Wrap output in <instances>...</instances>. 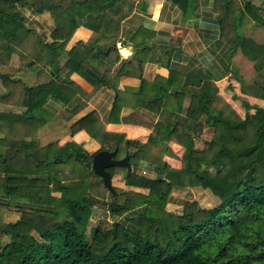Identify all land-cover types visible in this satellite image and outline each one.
Listing matches in <instances>:
<instances>
[{"label":"trees","instance_id":"1","mask_svg":"<svg viewBox=\"0 0 264 264\" xmlns=\"http://www.w3.org/2000/svg\"><path fill=\"white\" fill-rule=\"evenodd\" d=\"M174 1H180L183 9L188 6V0ZM240 1L243 6L238 0H217L216 9L221 21L228 17L230 34L237 21L238 32L248 17L254 21L242 35L240 47L236 45L232 68L238 78L256 86L231 76L223 85H229L234 97L244 99L264 125V9L251 0ZM16 2L33 6L37 13L49 11L53 15L56 28L48 65L55 73L49 71L36 86L14 79L10 85V76L0 74L1 80H7L8 90L0 100L26 107L21 114H0V174L4 175L6 197L0 206L18 216L7 222L0 212V241L4 243L0 264H264V128H257L255 137L240 146L249 140V129L255 123L245 104H240L245 111L243 117L236 112L233 117H222V112L213 107L215 100L207 88L191 91L178 86L173 93L166 89L158 107L175 114V121L172 125L159 121L147 143L108 132L96 111L59 126L72 135L84 130L101 145L98 151L118 147V155L130 154L134 169L147 162L157 173L156 178H149L132 172L126 184L148 192L116 188L113 198L93 170L96 152L86 151L81 144L68 149L57 148L54 141L43 145L41 130L44 128L45 135L61 122L45 110L48 99L68 103L72 98L73 89L68 84L73 82L62 78L63 70L72 68L96 82L95 76L82 68L83 61L72 64L68 59L61 64L63 56L72 58L75 52L66 47L77 27L88 25L90 16L104 12L123 18L130 8L125 9L123 0H0V51L12 53L17 45L23 51L32 49L28 53L32 57L43 41L26 26ZM33 65L35 71H42ZM186 97L190 99L187 106ZM181 113L191 121L189 127L180 122ZM111 119L122 120L116 102ZM221 124L228 142L239 143L238 148L222 144L215 150L214 142L220 141L219 137L216 141L204 140V146L197 147V140H203L196 134L198 128L210 127L216 132ZM171 140L185 149L180 169L164 163ZM131 147L135 148L133 152L129 151ZM60 169L65 170L62 176L57 173ZM116 169L111 167L109 171L114 175ZM189 178L196 188L209 190L218 204L205 207L198 200H186L180 211H168L170 189L184 187ZM28 187L34 190L28 191ZM106 207L109 215L120 220L107 230L96 228L89 235L90 215ZM43 217L55 220L37 226Z\"/></svg>","mask_w":264,"mask_h":264},{"label":"crops","instance_id":"2","mask_svg":"<svg viewBox=\"0 0 264 264\" xmlns=\"http://www.w3.org/2000/svg\"><path fill=\"white\" fill-rule=\"evenodd\" d=\"M123 1L125 9L130 8L126 16L119 18L108 12L90 16L88 25L77 27L68 41L66 50L74 48L75 52L72 58L63 56L61 64L68 59L72 64L83 61L82 68L87 70L90 76H95L96 82H91L72 68L62 71V78H70L73 82L68 84L73 89L72 98L68 103L54 97H50L46 102L45 110L55 114V118L61 122L57 123L53 130H47L45 135L42 131L44 128L41 130L43 145L54 141L57 148L68 149L81 144L86 151L97 152L101 145L86 131L81 130L72 135L59 128L65 123L70 125L93 111L98 113L108 132L122 133L126 139L147 143L159 121H164L167 125L174 123L175 114L159 109L158 104H161L159 97L163 96L166 89L173 93L178 86L191 91L203 87L212 91L215 100L213 107L222 112V117L231 116L233 110L240 116L245 115L240 105L244 99H235L228 90L229 85H223L221 82L231 76L232 79L254 85L238 78L232 68L236 45L240 47L239 36L254 24L250 17L239 32L237 21L230 34L226 19L220 22L221 17L216 9L217 0H188L186 9H183L180 1L174 0ZM15 5L25 17L26 26L35 30L43 45L33 57L28 55L32 49L23 51L17 45L12 53L0 51V74L9 75L8 81L20 80L28 86H36L39 80L46 77L45 75L49 76L51 71L48 62L52 53L50 43L53 42L56 21L49 11L37 13L31 5L23 6L20 2ZM31 64L42 71L38 73ZM54 73L51 71L52 75ZM102 79V86L96 88ZM6 81L0 79V95L8 91ZM13 82L12 80L9 84ZM209 82L218 84L208 87L206 84ZM115 102L120 106V122L111 119ZM189 102L190 99L186 97L184 105L187 106ZM24 110V106L3 103L0 100V114L13 116L21 114ZM249 111L252 112L251 109ZM178 118L186 127L191 125L184 113ZM201 129H197L198 135L206 130ZM169 147L164 163L180 169L185 149L172 140L169 141ZM141 165L140 170L150 172L153 178L156 177L157 173L149 169L147 162ZM3 177L4 175L0 174V202H6ZM27 189L34 190V187ZM130 189L148 192L145 188ZM182 191L184 187L174 186L170 189L171 198L168 204L177 208L174 212L180 211L182 204L188 200ZM194 193L195 200L201 204L203 199H211L215 205L219 202L209 190L194 188ZM0 212L4 213L7 222L18 218L15 212L8 208L0 206ZM12 212L13 214H8L7 219L6 213ZM3 246L4 243L0 241V248Z\"/></svg>","mask_w":264,"mask_h":264},{"label":"rangeland","instance_id":"3","mask_svg":"<svg viewBox=\"0 0 264 264\" xmlns=\"http://www.w3.org/2000/svg\"><path fill=\"white\" fill-rule=\"evenodd\" d=\"M238 1L241 4V6H243L242 5V1H240V0H238ZM251 1L253 3L259 5L260 7H262L264 9V0H251ZM225 19H226L225 22L227 23V21L229 20L228 17H226ZM220 22H221V20H220ZM222 23H223V26H224V22H222ZM249 29H247L244 32V34ZM221 84H223V82H221ZM241 86H242V84H241ZM209 92L211 94H214V93H212V91H209ZM242 103L245 104L246 108H248V111H249L250 108H249L248 104H246L244 101H242ZM234 112L235 111L233 110V113H232V115L230 117H233ZM238 116L239 117H243V115L242 116L238 115ZM250 116H252V118L255 120L254 128H250L249 129V133H248V139L249 140H247L244 144H240L241 147L245 146V144L249 143L248 141H250V139H253L255 137V135H256V131L255 130L257 128H259V127H263L264 128L263 119H261V117L255 116V114H253L252 112L250 113ZM260 119H261V121H260ZM203 129H201V131ZM217 129H218L217 130L218 132L217 131L215 132L214 131L215 129L214 128H210V127H209L208 130H205V131L203 130L204 133L200 131L201 133H203V134H201L202 136H200L201 138H203V140H201V139L197 140V147L202 148L204 146L203 142L212 141L213 139H215V137L216 138L219 137L220 141L219 140L216 141V139H215L216 142H214V143H216V144H214V149L215 150H217L219 148V146L222 145V144H226V145L231 146L233 148L234 147L238 148V144L239 143H230V142H228V139H227V136H226L227 133L224 131V127H223L222 124ZM224 133H226V134H224ZM196 134H198V132H196ZM131 148H130L129 151L133 152L135 149L134 148L131 149ZM119 155H120V158L123 157V156H121L122 154L119 153ZM119 155H117V156H119ZM70 164H72V163H70ZM205 166L208 167L209 165H205ZM61 167H63V166H61ZM58 168H60V166H58ZM132 172H135L136 175H144L146 177L153 178L151 176L150 172L147 173L144 170H140L139 168H135V169L133 168ZM57 173H60V176H62V174L65 173V170H61L60 169V170L57 171ZM126 174H127V172H126L125 168H117L114 171V176L113 177L115 178V181L113 182V184H114L115 188L124 189V190L131 188L130 186H128L126 184V181H125L126 178H127ZM156 177H157V175H156ZM186 181H189V182H187L186 185L184 186V191H182V194L185 195L188 198V200L193 201L196 198L195 197V193H194V188H196V187H195L193 181L190 178H189V180H186ZM54 194L56 196H59L60 192L59 191H55ZM107 199H108V196H107ZM95 205H96L97 208L100 207V204H95ZM201 205H203L205 207H212V206L215 205V202L213 200H211V199H206V200L203 199V204H201ZM106 209H107V207L105 209L104 208H100L99 211H96V213L90 215L88 229H87V233L89 235L92 234L93 230L96 229V228H100L101 230H107L109 227H112L114 224H116V222H118L120 220L117 217H113V216L109 215V213H108V211ZM167 210L168 211H173V210H177V208L175 206H170L168 204L167 205ZM6 214H7L6 218L8 219V214L11 215V214H13V212L12 213H6ZM54 220H55V218H45V217H43V218L40 219V221L38 222L37 226L41 227V226L46 225V224H48V223H50V222H52Z\"/></svg>","mask_w":264,"mask_h":264},{"label":"water","instance_id":"4","mask_svg":"<svg viewBox=\"0 0 264 264\" xmlns=\"http://www.w3.org/2000/svg\"><path fill=\"white\" fill-rule=\"evenodd\" d=\"M243 11V9H242ZM241 16V15H240ZM239 36V35H238ZM239 39H242V36H239ZM229 90V89H228ZM233 95V93L231 92ZM234 97V95H233ZM238 97V96H237ZM235 99H238L234 97ZM119 148L116 147L114 150H99L96 152L92 159V167L95 173L100 175L103 179V182L106 188L109 190L111 196L114 198L117 194V190L113 184V173L109 171L111 167L117 168H125L126 169V177L132 173L133 166L130 162V154L127 153L124 157L118 158ZM166 164V163H165Z\"/></svg>","mask_w":264,"mask_h":264}]
</instances>
